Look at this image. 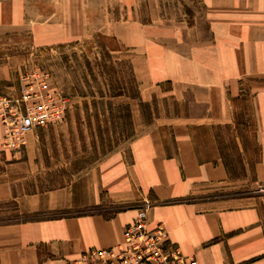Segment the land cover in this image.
Masks as SVG:
<instances>
[{
  "label": "crops",
  "instance_id": "1",
  "mask_svg": "<svg viewBox=\"0 0 264 264\" xmlns=\"http://www.w3.org/2000/svg\"><path fill=\"white\" fill-rule=\"evenodd\" d=\"M119 2L78 0V35L113 37L131 53L143 99L161 94L184 112L149 125L74 183L18 197L20 219L0 225V264H71L121 244L140 217L148 230L162 223L166 242L196 264H264V196L232 193L224 163L204 158L195 136L232 128L248 94L258 150L252 184L264 186V0H192L202 14L180 27L152 18L123 24ZM57 28L60 37L77 35ZM9 76L0 66V87L12 93Z\"/></svg>",
  "mask_w": 264,
  "mask_h": 264
},
{
  "label": "rangeland",
  "instance_id": "2",
  "mask_svg": "<svg viewBox=\"0 0 264 264\" xmlns=\"http://www.w3.org/2000/svg\"><path fill=\"white\" fill-rule=\"evenodd\" d=\"M80 8L78 0H0V66L16 90L19 77L43 73L52 88L71 100L65 118L26 136L21 151L0 150V225L20 219L18 197L74 183L108 155L126 149L149 125L184 112L161 94L143 99L146 92L132 72L131 53L113 37L91 31L78 35ZM118 8L123 24L152 18L158 25L180 27L202 14L192 0H121ZM200 24L203 30L206 24ZM62 25L77 35L60 37L57 27ZM236 105L232 128L202 130L195 133L196 140L203 145L204 158L222 160L232 193L258 191L264 196V186L252 184L258 150L250 96L244 94Z\"/></svg>",
  "mask_w": 264,
  "mask_h": 264
},
{
  "label": "built area",
  "instance_id": "3",
  "mask_svg": "<svg viewBox=\"0 0 264 264\" xmlns=\"http://www.w3.org/2000/svg\"><path fill=\"white\" fill-rule=\"evenodd\" d=\"M70 107V98L52 88L47 74L19 77L17 90L12 93L0 87V150L21 151L26 136L37 128L61 122ZM122 236L123 242L114 248L84 252L71 264H196L166 242L162 223L148 230L145 219L140 217Z\"/></svg>",
  "mask_w": 264,
  "mask_h": 264
}]
</instances>
